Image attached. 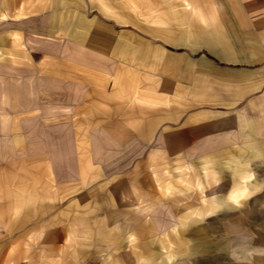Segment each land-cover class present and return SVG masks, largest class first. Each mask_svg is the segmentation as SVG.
<instances>
[{
	"label": "crops",
	"instance_id": "crops-1",
	"mask_svg": "<svg viewBox=\"0 0 264 264\" xmlns=\"http://www.w3.org/2000/svg\"><path fill=\"white\" fill-rule=\"evenodd\" d=\"M0 35V49L14 65L35 68L38 80L63 82L69 99L77 101L75 116L107 114L105 106H115L121 116L112 123L124 133L117 138L129 143L122 162L152 142L203 148L201 171L219 184L225 178L232 188L224 192L228 201L216 192L202 209L212 214L236 209L247 188L255 190L246 182L255 177L250 164L261 172L255 178H264V0H0ZM31 52L44 59L34 61ZM139 92H149L154 108L147 119L137 117L133 107L136 99L146 97ZM105 98L116 102L108 104ZM157 105L165 107L159 116ZM74 131V138L68 137L70 155L61 152L64 140L56 137V187H46L53 189L56 217L70 223L86 219L93 180H100L103 171L92 172L91 143L78 141ZM150 154L134 165L131 191L121 190L123 201L163 200L151 190L157 188L155 178L139 169L154 160ZM190 161L181 156L182 163ZM108 212L95 220L107 221ZM123 215L143 238L141 248L153 256L155 221L134 209ZM223 223L230 228L227 239L213 241L199 230L190 249L203 257L212 254L213 264H237L236 221ZM100 227V242L106 243V226ZM183 234L177 238L182 235L184 242L192 237Z\"/></svg>",
	"mask_w": 264,
	"mask_h": 264
},
{
	"label": "rangeland",
	"instance_id": "rangeland-1",
	"mask_svg": "<svg viewBox=\"0 0 264 264\" xmlns=\"http://www.w3.org/2000/svg\"><path fill=\"white\" fill-rule=\"evenodd\" d=\"M5 52L0 49V264H213L212 254L203 257L196 248L190 249L196 245L192 239L197 240L199 230L203 237L213 241L227 239L230 228L223 226V222L229 219L236 221L237 264H264V178H255L261 172L254 164L249 167H253L255 177L246 182L255 190L247 188L235 204L236 209L212 214L201 207L216 192L228 201L224 192L232 186L225 178L219 184L201 171L199 167L206 165L203 148L166 147L152 142L122 162L129 143L117 138L124 133L112 123L116 116H121L115 106H105L107 114L75 116L73 108L77 101L69 99L62 81L58 86L52 79L38 80L35 68L14 65L11 55ZM31 58L44 59L36 52H31ZM141 95L146 97L136 99L133 107L136 105L137 117L147 119L152 116L153 107L149 106V92ZM104 101L116 102L107 98ZM142 101L147 104L143 106ZM158 105L159 116L160 109L164 111L165 107ZM162 128H158V135ZM74 129L78 130V141L91 143L88 149L93 160L92 172L103 171L100 180H93V194L87 197L92 198V204L87 203L91 206L85 211L86 219H73L70 223L62 216L60 220L56 217V199L50 201L53 189L46 187H56V137L64 140L60 143L61 152L70 155L68 139L74 138ZM206 151L210 152L207 148ZM149 154L154 160L150 164L146 161L139 169L146 177L155 178L157 188L151 190L157 191L163 200L123 201L121 190L131 191L130 172L139 159ZM182 155L193 161L182 163ZM45 192L51 193L43 195ZM122 202L127 209H134L157 224L153 256L141 248L143 238L133 232L128 215H123L129 210L123 208ZM105 210H109L110 217L98 221L100 224L95 219ZM62 214L57 212L58 216ZM101 225L106 226V243L100 242ZM184 230L192 235L185 242ZM178 234L182 235L177 238ZM256 247L261 248L263 255ZM255 256H262V261ZM221 260L224 261L223 257Z\"/></svg>",
	"mask_w": 264,
	"mask_h": 264
}]
</instances>
